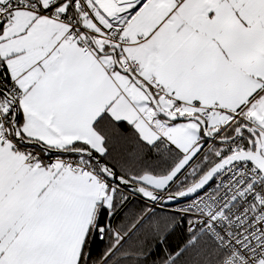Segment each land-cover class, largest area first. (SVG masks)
Listing matches in <instances>:
<instances>
[{
	"label": "snow or ice",
	"instance_id": "obj_1",
	"mask_svg": "<svg viewBox=\"0 0 264 264\" xmlns=\"http://www.w3.org/2000/svg\"><path fill=\"white\" fill-rule=\"evenodd\" d=\"M0 264H264V0H0Z\"/></svg>",
	"mask_w": 264,
	"mask_h": 264
}]
</instances>
